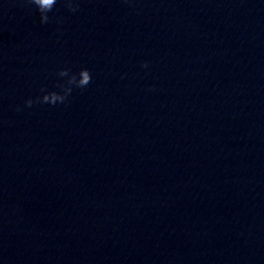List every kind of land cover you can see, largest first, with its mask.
I'll use <instances>...</instances> for the list:
<instances>
[{"label":"clouds","instance_id":"1","mask_svg":"<svg viewBox=\"0 0 264 264\" xmlns=\"http://www.w3.org/2000/svg\"><path fill=\"white\" fill-rule=\"evenodd\" d=\"M26 2L30 6H35V10L40 14V23L47 24L52 19L48 14L53 11L58 0H26ZM59 2L72 13L80 10L81 0H59ZM56 22L62 23V19L57 18ZM141 67L148 68L149 65L147 62H142ZM56 76L60 78L56 83L58 90L41 87V95L27 98L24 101V107L31 108L37 104L55 107L58 104H66L74 89L83 90L92 82V75L87 68H81L78 73L72 72L67 67L61 68L57 71ZM21 110L20 106H17L16 111Z\"/></svg>","mask_w":264,"mask_h":264}]
</instances>
